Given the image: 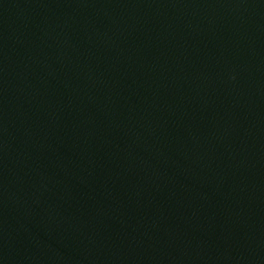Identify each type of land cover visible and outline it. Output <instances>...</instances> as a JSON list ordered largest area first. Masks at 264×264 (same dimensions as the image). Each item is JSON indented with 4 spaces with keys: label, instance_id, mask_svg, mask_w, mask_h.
<instances>
[{
    "label": "water",
    "instance_id": "95a60500",
    "mask_svg": "<svg viewBox=\"0 0 264 264\" xmlns=\"http://www.w3.org/2000/svg\"><path fill=\"white\" fill-rule=\"evenodd\" d=\"M0 264H264V0H0Z\"/></svg>",
    "mask_w": 264,
    "mask_h": 264
}]
</instances>
